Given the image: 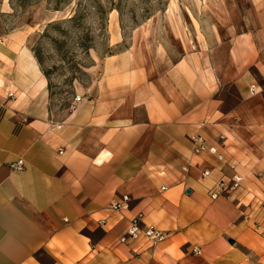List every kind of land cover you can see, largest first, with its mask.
<instances>
[{
	"label": "crops",
	"instance_id": "0c3cea01",
	"mask_svg": "<svg viewBox=\"0 0 264 264\" xmlns=\"http://www.w3.org/2000/svg\"><path fill=\"white\" fill-rule=\"evenodd\" d=\"M247 12L224 57L105 58L60 119L24 28L0 35V264H264V0ZM196 134L221 137L222 160L194 154ZM138 213L166 240L120 243Z\"/></svg>",
	"mask_w": 264,
	"mask_h": 264
},
{
	"label": "rangeland",
	"instance_id": "374dc122",
	"mask_svg": "<svg viewBox=\"0 0 264 264\" xmlns=\"http://www.w3.org/2000/svg\"><path fill=\"white\" fill-rule=\"evenodd\" d=\"M250 6L251 0H14L12 13L0 15V35L24 28L48 82L50 111L60 119L76 97L88 96L107 57L173 61L196 49L224 57L228 29L243 30ZM253 225L264 231V222Z\"/></svg>",
	"mask_w": 264,
	"mask_h": 264
},
{
	"label": "built area",
	"instance_id": "2783aa9c",
	"mask_svg": "<svg viewBox=\"0 0 264 264\" xmlns=\"http://www.w3.org/2000/svg\"><path fill=\"white\" fill-rule=\"evenodd\" d=\"M251 91H254V86L250 87ZM76 101H79V97H76ZM222 138L219 137L218 141L215 145H208L206 140L200 134L192 135L190 137V142L192 145V152L194 154H199L202 152H209L216 156L218 160H222V155L218 152V146L222 144ZM24 167V162L22 160H18L15 163L10 165L11 170H21ZM207 172H204L203 175H206ZM241 178L238 176H234L230 180L221 179L218 181L214 191L210 193V198L212 200L217 199L221 194L226 193L228 191H232L238 187ZM129 197L122 196L118 201L112 202L108 209L113 212H121L128 208ZM99 225H104V221H99ZM168 234L160 229L149 227L143 222V214L138 213L129 221V226L126 229L125 233L119 238L120 243H128V242H141L146 243L151 247L163 242L166 240ZM200 252L199 247L195 246L192 248V253L197 254Z\"/></svg>",
	"mask_w": 264,
	"mask_h": 264
}]
</instances>
